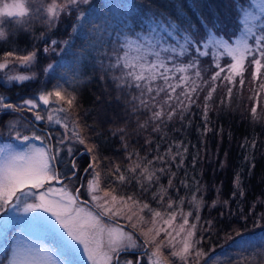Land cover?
Segmentation results:
<instances>
[{
  "label": "snow or ice",
  "instance_id": "6c2138e0",
  "mask_svg": "<svg viewBox=\"0 0 264 264\" xmlns=\"http://www.w3.org/2000/svg\"><path fill=\"white\" fill-rule=\"evenodd\" d=\"M91 4L92 0H30L29 7H35L29 15V8L25 7L24 0H14L13 3H3L0 0V39L5 36V24L14 23L20 30H26L32 22L40 21L46 25L48 32H52L58 27L61 16L72 14H75V21L71 32L75 33L76 23L87 22L86 12ZM261 13L264 14V8H261ZM245 15L247 17L248 13ZM255 19L260 21L261 17L256 16ZM168 35L171 36V33ZM36 39L43 41L42 46L33 44L30 49L12 48L0 52V81L23 84L39 81L43 76L51 83L56 65L50 61L41 66L42 57L65 52L71 47V34L69 39L59 41L43 33ZM184 42L180 45L179 52L175 47H161L160 51L152 54L156 57L154 60L140 56L138 62H129L127 53L123 57L116 53L115 63L110 64L109 69L119 72L112 77L117 82L116 86L121 91L130 90L125 92V98L131 111L137 113L146 109L151 112L149 120L154 123L153 132H159L161 126L174 117L185 119V110L197 103L198 91H202L201 86L206 85L208 90L204 96L202 119L203 133L207 135L211 130L208 127L209 102L219 85L226 86V98H231L233 87L239 84L242 88L245 83L244 75L250 72L254 80L261 81L259 87L264 90V73L261 71L264 69V21L252 27L245 24L241 35L234 42L230 38H209L207 42L201 43L200 39L187 36ZM189 49H192L190 62L181 67H169V64H175V57L184 56ZM160 52L171 54L165 58L167 63L160 59ZM200 58L209 60L215 69L209 80L202 76ZM222 60L225 62L221 63ZM18 69H24V72L21 73ZM172 80L176 83H170ZM158 81H162L163 86ZM177 88L181 90L177 92ZM119 99L117 97L118 101ZM259 103L257 94L250 106L253 118L257 116ZM78 107V91L67 90L59 81L51 83V87L46 84L35 93L21 97L17 102L0 93V116L31 114V120L23 129L17 128L15 124L8 129V139L16 142L15 147L5 144L0 148V247L8 244L9 230L13 229L17 218L22 217L16 215L19 211L18 205L23 204L25 213H35L23 217L50 222L54 228L59 225L58 229L64 230L62 234L70 251L74 254L79 251L77 246H82L83 254L90 264H100L101 257L104 264H114L119 261L121 252L130 250L132 234L119 227L107 228L103 217H119L126 220L129 227L139 230L144 237V244L151 249L150 264H175V261L161 258L163 248L171 249L170 256L175 257L180 264H209V261L215 264L211 251L205 252L198 247L200 240L196 237L199 212L205 203L204 194L201 192L204 185L193 178L195 188L190 195L196 211L195 216L191 210L183 211L181 206L185 203L184 198L178 196L173 200L168 191L174 189L179 192V187L174 185L176 173L170 171L168 166L169 158L175 163L176 157L181 156L179 166H183L182 153H186L188 147L176 144L175 152L169 147L163 154L148 160L146 157L141 158L139 153L128 152V145L124 143L122 147L125 149L126 159L132 162L135 157L136 162L129 163L126 168L115 162L109 164L106 175L116 185H126L134 181L141 193H147L168 209L167 212L155 210L143 199L119 194L113 184L101 188L102 158L98 145L82 134L79 120L72 115ZM45 123L58 126L56 130L63 129V132L55 137L51 128L43 130ZM139 126L144 128V124ZM119 132L123 140L125 129L121 128ZM145 143L151 144L152 141L147 140ZM76 144L84 146V154L89 158L84 173L87 175L90 172L91 179L70 190V182L78 179L80 173V165L76 160ZM141 160L144 161L143 167L139 162ZM154 161L159 162V166ZM61 164L68 167L69 171H61ZM195 164L196 159H193V167ZM161 176L168 177L167 188L161 183ZM179 184L189 187L187 179H181ZM81 187L88 194L87 201L80 199ZM215 191L219 196L221 189L216 188ZM244 195L241 179L235 176L231 199L239 196L242 201ZM28 198H32L34 202L27 203ZM231 199L223 201L225 208H230ZM219 202L214 200L210 206L214 208ZM89 203L92 208L88 207ZM146 210L151 214L147 221L143 215ZM42 212L48 215L39 216ZM221 215H225V212H221ZM190 217L193 218L191 221ZM207 224L211 230L212 222L207 221ZM15 229L25 232L23 227ZM106 229L109 239L105 246L103 237ZM19 234L17 233V244L13 246L12 259L8 264H34L28 253L19 246ZM125 264H142V259L125 261Z\"/></svg>",
  "mask_w": 264,
  "mask_h": 264
},
{
  "label": "trees",
  "instance_id": "16d2710c",
  "mask_svg": "<svg viewBox=\"0 0 264 264\" xmlns=\"http://www.w3.org/2000/svg\"><path fill=\"white\" fill-rule=\"evenodd\" d=\"M247 2L250 4V0H93L86 12L87 22L76 23L75 33L71 32L75 14L62 19L52 33L44 30L41 22L40 26H34L35 34L43 33L57 40L69 39L71 34V47L59 54L57 69L60 68V71L57 70L56 78L52 79L51 83L59 81L67 90L78 91L79 107L73 114L81 116V120L85 121L84 125L90 131L87 138L98 145L103 161L108 165L115 160L120 163V158L112 154V151L123 155L124 143L128 145V152L139 153L141 158L146 157L148 160L153 156L156 147L159 149L158 155L163 154L169 147L175 152L176 144L186 145L188 151L182 153L183 166H179L181 156L176 157L175 163L169 158L168 166L180 179L189 181L187 194L195 188L193 178L206 183V186L210 187V193L214 190L212 202L215 200L216 188L221 187L220 195L225 197L219 200L216 207L208 209L206 214L211 217L212 227L211 230L208 228L204 245L211 244L215 247L235 229H242L256 222L262 224L260 219L264 212V141L255 124L258 118L250 121L236 112L212 116L211 111L208 126L212 127V130L204 135V121L202 116L198 115L200 106L204 105L207 90L201 86L203 90L198 91L197 103L184 112L185 119L173 124L166 121L159 132H153L154 123H144L140 118H148L151 112L146 109L137 113L131 111V106L127 105L125 98V92L130 90L121 91L116 86L117 82L112 77L119 72L110 70L109 65L115 63L116 53H129L130 62H138L140 56H147L149 60L156 59L152 54L160 51L161 47H175L179 52L186 36L200 39L201 43L214 37L236 40L243 30L239 24L242 18L240 13ZM168 33H171V36ZM26 39V33L18 31L9 36L8 42H11L10 45L23 44ZM41 42L42 40H39L37 45ZM5 44L6 41L1 39L0 52L9 49ZM136 44L144 47L141 46L137 51ZM22 48L28 49L27 46ZM169 55L171 54L160 52V59L165 60ZM83 57L86 59L83 60ZM191 57L192 49H189L184 56L175 57V64H169V67H181L190 62ZM204 59L206 58H200V63L206 61ZM123 62L122 60L121 63ZM165 62L167 63V60ZM51 83L41 76L39 81L4 88L11 91L17 89L18 96L12 93L5 95L11 100L26 97L32 94L30 87L36 92L38 88L46 84L49 87ZM157 83L163 86L162 81ZM170 83L176 81L172 80ZM180 90L177 88V92ZM95 91L99 93L94 94ZM223 93L224 91H220V96ZM117 97H120L119 101ZM101 109H106L107 113L103 114ZM143 123L146 132L141 136L137 131ZM121 128L125 129L123 140L120 138ZM133 129L136 131L127 136L126 133ZM55 131L59 135L63 132L62 129ZM113 131L119 136L112 138ZM147 140L152 143H145ZM75 149L77 156V144ZM80 159L81 157H76L77 162ZM193 159H196L195 167ZM103 161L102 166L105 165ZM82 164L87 165L85 159ZM235 176L240 177L245 192L242 201L239 196L231 199ZM170 194L176 196L175 191ZM230 199V208H225L223 201ZM221 212H225V215H221Z\"/></svg>",
  "mask_w": 264,
  "mask_h": 264
},
{
  "label": "rangeland",
  "instance_id": "374dc122",
  "mask_svg": "<svg viewBox=\"0 0 264 264\" xmlns=\"http://www.w3.org/2000/svg\"><path fill=\"white\" fill-rule=\"evenodd\" d=\"M93 1V0H92ZM3 3H13L14 0H2ZM25 7L29 8V15H31L33 8L29 7L30 0H24ZM261 8H264V0H250V4L247 2L245 7L240 13L241 21L239 22L240 25H242V28L244 29L245 24L248 26H256L261 23V21H264V14L261 13ZM245 13H248V16L246 17ZM72 14L71 16H73ZM256 16L262 17V20L258 21L255 19ZM66 16H61V19H64ZM7 19H16V18H7ZM26 19V18H25ZM35 24L40 26V21H34L31 23L30 27L26 30H20L19 26L12 24H5L3 25V30L5 32V36L2 39V41H6V47H9L10 50L12 48H19V49H26L22 47H28V49L31 48L33 44L37 45V37H40L41 35L39 33H34V26ZM44 30H47L46 25H42ZM238 26V25H237ZM241 28V29H242ZM22 31L26 33L27 39L23 44H12L10 45L8 42L9 36L13 35L15 32ZM243 31V30H242ZM52 33V32H49ZM242 33V32H241ZM239 34V36L241 35ZM239 38V37H238ZM237 38V39H238ZM214 39H222L221 37H214ZM1 40V39H0ZM59 41V40H58ZM208 41V40H207ZM234 42L235 40H231ZM43 41L41 42L40 46H42ZM21 45V46H18ZM144 47L143 45L136 44L135 48ZM4 47V44H3ZM150 47V46H147ZM144 51L146 49L144 48ZM60 54V53H59ZM59 54H52L48 57H42L41 60V66L46 65L48 62H54L56 65V72L57 70L60 71V68L57 69L58 63H59ZM125 53H121L120 56H124ZM131 55L127 53V60L130 62ZM86 58L83 57V60ZM206 61H203L200 63V68L202 76L205 80H209L210 75L215 69L212 67L211 62L207 59H204ZM224 60L221 61L223 63ZM21 73L24 72V69H18ZM262 73H264V70H261ZM56 72L52 74V79L56 78ZM245 83L243 87L241 88L239 84H237L235 87H233V92L231 95V98H226L227 96V88L225 85H219L217 87V91L213 94L212 101L209 102V112L212 111V116H219L224 114H227L229 112H236L239 114H242V116L247 117L250 121H254L258 118V120L255 122V124L258 126V129L260 131V136L262 140L264 141V90H262L259 87V84L261 81L254 80L252 78V75L250 72H246L244 75ZM239 79V78H237ZM26 84H19V83H13L8 84L5 81H0V93H7L10 95L12 93L14 96L18 92L17 89L14 90H4L9 89L11 86H18V85H24ZM51 87V85H49ZM202 87H206V90H208L206 85H202ZM220 91H224V93L220 96ZM30 92L33 94L35 93L33 91V87H30ZM99 93V91H95L94 94ZM259 98V107L257 109V116L253 118L250 114V106L253 104L254 100ZM206 95V93H205ZM198 96V95H197ZM218 96V98H217ZM7 97V96H6ZM21 97L15 98L12 100L13 102H17L20 100ZM223 101V102H221ZM218 107V108H217ZM200 115L202 116L203 106H200ZM117 109H112V111H115ZM101 112L103 114L107 113L106 109H101ZM74 113V112H73ZM72 113L73 116H75ZM151 116V113L148 114V118L144 116H140L144 120V123L146 121L151 122L149 120V117ZM81 125V132L83 135L86 136V138L89 136L90 131L85 127L84 120H81V116H75ZM31 120V114L30 113H14L9 116H0V135L3 134L2 138H0V148L4 147L5 144H12L13 147H15L16 142L13 140L8 139L10 133L8 131L9 127L13 124L16 125L17 128L23 129L24 126ZM245 120V118H244ZM182 121L180 118L177 119V117H174L171 121H167V123L173 124L176 122ZM143 123V124H144ZM55 127V130L58 126L50 125L45 123L43 125V130L47 131L49 128L52 129V135L55 137H59L60 135L57 134L55 130H53ZM140 127V126H139ZM211 130L212 127L208 126ZM146 129L141 128L137 132L141 136H143ZM211 130L209 132H211ZM63 131V129H62ZM136 130H131L129 133H126L127 136L131 135ZM164 133H162L163 135ZM118 135L115 131L112 132V138L114 136ZM3 141V142H1ZM148 150H146L147 153ZM159 149L156 147L153 156L151 159L157 155V152ZM144 153V155L146 154ZM112 154L118 156L120 159V163H118V160H115V163L120 164L122 168L128 167L129 163H134L135 157L132 162H129L126 159V153L123 155H117L115 153V150L112 151ZM84 156L86 158H84ZM81 157V159L77 162L80 165V173L79 178L76 180H73L69 184V189L72 190L75 187L81 186L83 184H86L88 180L91 179V174H85L84 168L87 166L85 164H82L84 159L86 160V163H88V156L84 154V146L77 144V156ZM103 159V158H102ZM149 159V160H151ZM104 160V159H103ZM102 160V161H103ZM105 162V161H103ZM141 163V166L143 167L142 160L139 161ZM154 163L159 166V162ZM82 164V165H81ZM170 164V163H169ZM108 164L105 162V165H100V168L103 170L101 173V182L100 186L101 188L105 187L107 184H113L117 187L119 194L121 195H133L137 198L143 199L144 201L150 203L151 207L155 210H160L163 212H167L168 209L161 204H159L157 201L153 200L150 195L147 193H141L140 188L138 185L133 181L132 183L126 184V185H116V183L106 175L108 171ZM106 168V169H104ZM61 171L68 172V167H66L64 164H61ZM171 171V170H170ZM175 172V171H173ZM176 173V172H175ZM181 179L179 178V175L176 173V178L174 179V185L176 187H179V192L177 193L174 189H169V195L173 200H176L177 197H182L185 200V203L181 206L183 208L184 212L187 211H193V216H195L196 211L194 206L191 203V195L187 194L189 191V188H185L183 186H180L179 181ZM161 183L164 185L165 188H167L168 184V177L167 176H161ZM204 185L203 188H201V192L204 194V205L201 207V210L199 212L200 215V221L197 225L196 229V237L200 240V243L198 247H200L203 251L209 252L211 251L212 258L215 260V264H264V212L261 216L260 222L262 224H258V222L249 224L244 226L242 229H235L231 232V234L222 240V242L215 247L214 245H204L205 243V235L208 231V224L207 221H211V217L206 215L208 212V209L211 208L212 203V196L214 193V190L210 193V187L206 186V183H202ZM221 189V187H218ZM158 190V189H157ZM175 191L176 196L170 194V192ZM216 192V191H215ZM210 193V194H209ZM221 194V193H220ZM217 195L215 196V200H222V198L225 197V195ZM80 199L82 201H87L88 194L85 191L83 187H81V195ZM34 202L32 198H28L27 203ZM89 208H92L91 203L88 204ZM19 211L16 212V215L22 216L17 218V222L15 225H13V229L9 230V242L3 247H0V264H8V261L12 259V249L13 246L17 244V233L19 234L18 240H19V246L28 253L29 257L32 259L34 264H90V261L87 260L86 255L83 254V248L82 246H77L79 248V251L75 252L73 254L72 251H70L66 239L63 237L62 232L63 229H58L59 225H57V228H54L50 222H45L41 219H29L23 216L28 215H35V213H25L23 211L24 205H18ZM95 211V209H92ZM4 215H7V213H4ZM39 216L48 215L47 213H41L38 214ZM145 215V220L147 221L150 218V213L145 211L143 214ZM203 217V218H202ZM209 217V218H207ZM190 221L193 219L192 217L189 218ZM103 223L107 226V228H123L128 233L132 234V242L130 245L129 251H123L119 255V261L114 262V264H125V261H133L137 258L142 259V264H150L149 257L151 256V249L148 245L144 244V237L141 235L139 230H134L133 228L128 226V222L124 219H121L119 217L116 218H109V217H103ZM23 227L25 229V232H20V229H15ZM65 237H67V234L64 233ZM70 239V238H68ZM109 237L107 235V229L105 231L103 240L105 243V246L107 245ZM75 245V242H73ZM214 250V251H212ZM171 249L169 248H163L161 249L162 253V259H167L169 261H175V264H180V262L175 258L170 256ZM155 259V258H153ZM259 262V263H258ZM100 264H104L103 258L101 257ZM209 264H211V261H209Z\"/></svg>",
  "mask_w": 264,
  "mask_h": 264
},
{
  "label": "flooded vegetation",
  "instance_id": "af4514ba",
  "mask_svg": "<svg viewBox=\"0 0 264 264\" xmlns=\"http://www.w3.org/2000/svg\"><path fill=\"white\" fill-rule=\"evenodd\" d=\"M82 165V164H81Z\"/></svg>",
  "mask_w": 264,
  "mask_h": 264
}]
</instances>
